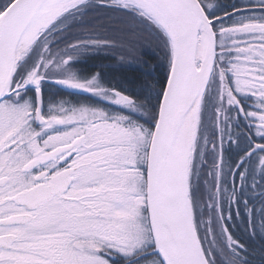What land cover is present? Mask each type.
Masks as SVG:
<instances>
[{"label": "snow or ice", "instance_id": "6c2138e0", "mask_svg": "<svg viewBox=\"0 0 264 264\" xmlns=\"http://www.w3.org/2000/svg\"><path fill=\"white\" fill-rule=\"evenodd\" d=\"M143 32L163 75L115 78ZM255 238L264 264V0H0V264H253Z\"/></svg>", "mask_w": 264, "mask_h": 264}, {"label": "trees", "instance_id": "16d2710c", "mask_svg": "<svg viewBox=\"0 0 264 264\" xmlns=\"http://www.w3.org/2000/svg\"><path fill=\"white\" fill-rule=\"evenodd\" d=\"M138 51L140 61L146 60L147 64H141L139 62L133 61L132 64L125 65L124 67H117L115 69H106V71L112 72L117 79H126L128 81H134L139 84L145 80L155 82V79L163 75L164 68L161 67V57L162 53L156 47V42L154 38L147 32H143L138 37ZM89 63H105L114 64L116 61L99 59L95 61H90ZM151 72V76H147L146 73ZM261 241L259 238H255L252 242L251 249L253 250L254 260L253 264H259Z\"/></svg>", "mask_w": 264, "mask_h": 264}, {"label": "flooded vegetation", "instance_id": "af4514ba", "mask_svg": "<svg viewBox=\"0 0 264 264\" xmlns=\"http://www.w3.org/2000/svg\"><path fill=\"white\" fill-rule=\"evenodd\" d=\"M232 2H233V0H221V3H224V4H229Z\"/></svg>", "mask_w": 264, "mask_h": 264}]
</instances>
